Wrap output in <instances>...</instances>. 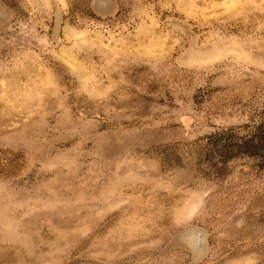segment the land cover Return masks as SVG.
<instances>
[{
    "label": "rangeland",
    "instance_id": "rangeland-1",
    "mask_svg": "<svg viewBox=\"0 0 264 264\" xmlns=\"http://www.w3.org/2000/svg\"><path fill=\"white\" fill-rule=\"evenodd\" d=\"M258 137L264 0H0V264H264Z\"/></svg>",
    "mask_w": 264,
    "mask_h": 264
},
{
    "label": "trees",
    "instance_id": "trees-1",
    "mask_svg": "<svg viewBox=\"0 0 264 264\" xmlns=\"http://www.w3.org/2000/svg\"><path fill=\"white\" fill-rule=\"evenodd\" d=\"M258 139H260V141H261V143H263V141H264V137H258ZM235 148V149H234ZM240 148H241V146L240 145H236V146H231V145H229L228 146V154H230L229 155V157H228V159H231V158H233V156L234 155H232L234 152H240ZM246 148V149H245ZM264 148V146H263V144H260V145H257V144H255V143H253V142H247L246 144H245V147H244V152H246V153H249V154H252V155H259L260 154V152H262L263 149ZM234 150V151H233ZM261 156V155H260Z\"/></svg>",
    "mask_w": 264,
    "mask_h": 264
},
{
    "label": "bare ground",
    "instance_id": "bare-ground-1",
    "mask_svg": "<svg viewBox=\"0 0 264 264\" xmlns=\"http://www.w3.org/2000/svg\"><path fill=\"white\" fill-rule=\"evenodd\" d=\"M99 13V12H98ZM193 233V232H192ZM195 233V232H194ZM191 234V233H190ZM198 234V233H197ZM195 234H193V237H191L190 238V240H188L189 239V237L187 238V240L189 241V242H191V244H192V242H194L195 244H194V246L196 245V247L198 248L197 250H198V252H199V250H200V248H201V244H200V240H201V238H199V237H197V236H194ZM192 236V235H191ZM202 243V242H201ZM192 246V245H191ZM190 246V247H191ZM200 246V247H199ZM203 249V248H202Z\"/></svg>",
    "mask_w": 264,
    "mask_h": 264
}]
</instances>
